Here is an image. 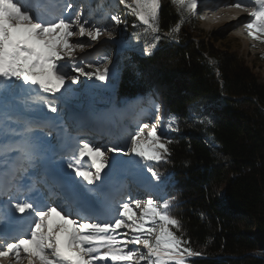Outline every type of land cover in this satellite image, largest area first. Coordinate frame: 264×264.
<instances>
[{
	"label": "snow or ice",
	"instance_id": "snow-or-ice-1",
	"mask_svg": "<svg viewBox=\"0 0 264 264\" xmlns=\"http://www.w3.org/2000/svg\"><path fill=\"white\" fill-rule=\"evenodd\" d=\"M172 2L182 18L198 16V0ZM118 3L154 34L153 41L159 40L155 34L160 31V0ZM225 7L247 13L250 19L243 28L264 43V0H233ZM108 18L115 25L126 23L116 12ZM179 32L177 25L169 34L175 38ZM102 36L111 39L113 29L94 22L73 0H64L62 7H52L49 0H0V101L5 102L0 105V264H187L188 258L202 254L191 247L180 220L171 214L174 197L136 199L138 216L130 207L131 197L122 198L116 216L102 219L98 204L107 191L111 168L104 170L110 163L115 166L107 153L123 150L116 146L105 150L75 138L66 141L62 135L67 129L61 105L77 91L73 86L80 77L107 83L115 75L106 55L98 65H86L94 71H85L75 53L91 44L73 43L72 38L87 37L94 43ZM155 46H146V53L151 55ZM13 99L38 115L12 110L7 102ZM160 112L154 105V122H143L123 152L141 158L158 182L161 175L148 162L166 161L171 144L158 134L164 120ZM167 123L171 130H179L177 117L169 116ZM54 130L61 145L50 152ZM11 225L16 227L9 231Z\"/></svg>",
	"mask_w": 264,
	"mask_h": 264
},
{
	"label": "trees",
	"instance_id": "trees-1",
	"mask_svg": "<svg viewBox=\"0 0 264 264\" xmlns=\"http://www.w3.org/2000/svg\"><path fill=\"white\" fill-rule=\"evenodd\" d=\"M160 2L158 41L116 2L111 12L126 21L125 50L111 57L103 46L86 59L98 65L110 57L115 75L107 83L92 79L66 102L107 118L113 100L126 125L131 123L121 120L124 108L154 120L159 105L170 155L148 164L161 180L136 156L126 173L157 184L152 198H175L171 214L202 253L187 264H264V82L237 53L219 48L216 35L202 36L193 17L182 18L172 0ZM177 25L180 32L173 38L169 33ZM169 116L177 117L178 131L168 127ZM119 133L126 142L128 131Z\"/></svg>",
	"mask_w": 264,
	"mask_h": 264
},
{
	"label": "rangeland",
	"instance_id": "rangeland-1",
	"mask_svg": "<svg viewBox=\"0 0 264 264\" xmlns=\"http://www.w3.org/2000/svg\"><path fill=\"white\" fill-rule=\"evenodd\" d=\"M224 0H198V3L200 7H198V16H192L193 19L197 22L198 28L201 30L202 36H205L207 38H213L218 37L219 42L217 43V46L222 49H227L228 51L235 52L239 55V57L242 58L243 61H245L251 69L255 72V74L258 76L261 82H264V43L258 40H254L252 37L248 35V31L244 28H242V33L238 32L237 30H234V27H231L229 24V18H224L223 20H220V22L217 21H207L204 10L205 8L219 4ZM226 1V0H225ZM232 3L233 0L227 1L225 4ZM49 3L52 4L53 1L49 0ZM90 8L86 12L91 14V18L94 22H98L100 24H106L110 28L113 29V36L110 39L107 36H102L99 40V42H89L87 37H73L72 42H80L83 41L86 44H91V46H86L84 50L81 52L79 50L75 53V58L80 61V66L85 67V71H94L93 68H88L86 65L90 62L86 59L88 57L95 55L99 48L103 47L105 49H109L111 51V57L115 56V50H125L122 36L125 34L124 26L126 23H121L119 25H115L113 21H111L108 18V14L111 12L113 8H111V3H106L104 0H92V3H90ZM63 6V3L61 4V7ZM93 6V7H92ZM124 9L126 8L124 5H122ZM243 13V12H242ZM200 17H203L202 19ZM250 17L247 13L243 16V20L240 22V25L243 27V22H246L249 20ZM77 74V73H73ZM94 79V78H93ZM92 80V79H91ZM87 77L81 76L80 77V83L77 85H74L73 88L76 90H82L84 87H86L87 83H90V81ZM59 95V93L57 94ZM4 101H0V105L4 104ZM8 107L16 112H24V114L28 115L29 112L24 108L23 104L19 100H9ZM113 103V100L111 101ZM21 104V105H19ZM62 117H63V124L65 125L67 132L62 134L64 139L68 141V138H75L80 140H87L91 143L95 144L96 146L101 147L102 149H107L108 147L116 146L123 151L120 153H107L108 159L110 162H114L115 166L113 167V164L110 163V167L106 168L104 171L110 172V182L107 186V191L103 197H101L102 204L106 197L112 193L116 194V200L122 199L127 201V195L131 194L133 196V203L130 204V207L132 208L133 212L137 213V216L139 215V210L134 207V201L136 199H140V197L134 199V197L137 196V190L138 188L141 189L142 193L145 194V197L151 196V190H154L153 188H150V186L145 188V186L142 184L143 182H132L130 183L129 179H117V175L120 172V167L127 164V162L130 161V159L134 156L133 155H124L123 152L127 151L128 147L130 146V140L137 132L139 126L143 122H149L152 123L154 120L150 117H146V115H138V113H135V110L131 111L129 120V125L126 126V130L128 131V137L126 138V142L121 140V138L115 134L114 132H111V128L107 129L104 126H101L100 122L94 120L96 118V115L93 114H86L81 115V119L74 117L77 115L74 113L75 110L73 105H70L69 103H63L62 105ZM111 116L114 114V110L111 111ZM31 116L35 117L33 113H30ZM49 115V114H46ZM76 118V120H75ZM112 119H115L112 117ZM155 119V118H154ZM93 126V127H91ZM88 128L94 129L95 132L88 131ZM161 125L160 129L158 131V134L162 135L161 132ZM111 130V131H110ZM51 141V148L50 152H55L60 150L61 145V136L57 135L56 131L54 130L53 136L49 138ZM142 140H145V137H142ZM74 143V139L69 141ZM146 142V141H145ZM57 163L61 164L62 162L59 160L58 157H56ZM69 173H71V170H67ZM79 180V178H76ZM132 185L131 187L129 185ZM146 184V183H144ZM122 185V186H120ZM94 187V186H92ZM127 187V188H126ZM126 195V196H125ZM152 198V197H151ZM145 199V200H146ZM117 202V201H116ZM114 203L111 207H107L106 209H101V211L104 213L105 217L102 219H111L112 217L116 216L119 208H120V202ZM105 204V203H104ZM119 231H127L126 229H120ZM130 247H136L134 245H130ZM108 264H111V262H108Z\"/></svg>",
	"mask_w": 264,
	"mask_h": 264
},
{
	"label": "bare ground",
	"instance_id": "bare-ground-1",
	"mask_svg": "<svg viewBox=\"0 0 264 264\" xmlns=\"http://www.w3.org/2000/svg\"><path fill=\"white\" fill-rule=\"evenodd\" d=\"M104 1L106 3H111V6H110L111 8L116 5L115 0H104ZM227 1H229V0H226V1L224 0V1L220 2L219 4H215V5H212V6L205 8L204 14H205L206 20L210 21V22H213V21L220 22V20H223L224 18H229L230 19L229 25L231 27H234V30H237L238 32L242 33L243 27L240 25V22L243 20V16L245 15V13L238 12L235 9L226 8L225 3H227ZM88 3L89 4L92 3V0ZM84 7H85L84 8L85 12H87L90 8V6H89V8H88V6H84ZM233 17H235V18H233Z\"/></svg>",
	"mask_w": 264,
	"mask_h": 264
}]
</instances>
